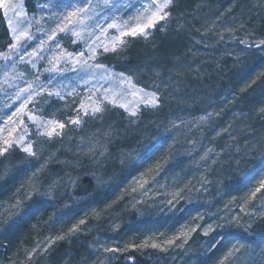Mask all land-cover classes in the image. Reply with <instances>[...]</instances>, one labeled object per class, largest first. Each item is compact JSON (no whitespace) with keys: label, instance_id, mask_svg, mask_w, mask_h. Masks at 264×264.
<instances>
[{"label":"rangeland","instance_id":"374dc122","mask_svg":"<svg viewBox=\"0 0 264 264\" xmlns=\"http://www.w3.org/2000/svg\"><path fill=\"white\" fill-rule=\"evenodd\" d=\"M177 1L178 0H173V6L171 7L172 16L166 30L155 31L147 40L139 36L135 38L125 37L124 39L127 40L128 43L123 52L119 54L110 52L100 56L99 59L111 66L115 73L125 72L131 75V72L126 70L123 66V63L127 60L125 57L130 52L131 46L140 43H157L158 40L162 38L165 31L168 30L173 32L175 30V33L186 35L190 41V45H194V48L189 52V65L193 66L195 63H199V68L202 67L206 69V72L209 66L211 69L219 71L221 69H227L226 67L223 68L222 65L232 60V62H230L232 64L229 67V71H231L234 66L237 70L241 68L244 63L240 61L251 55L248 54V48L244 44H241L239 40L241 38L247 39L250 43L256 40L254 31L255 24L251 18L257 14L259 4L251 1L248 6L245 5L239 9L238 5L240 4H238L235 5L231 11H228V9L225 10L223 8L209 6L208 2L206 3L203 1L200 5L193 6L191 10H185L183 13L177 9ZM42 2H47V0ZM57 2L65 3L68 2V0H57ZM40 3L41 1L24 0L26 15L31 16L35 14L36 17L39 18L41 14V9L39 8ZM235 9L239 12H237L238 14L234 13ZM222 13L223 15H221ZM47 15V10H45V18H47ZM21 19L23 20L24 18L22 17ZM241 22L244 23V28L239 27ZM159 26L158 23L156 28L159 29ZM229 28L233 29V31H227ZM248 30L252 31V35L248 34ZM30 32L37 37L39 36L35 26L30 29ZM62 35L63 34L58 35L57 39H60ZM221 36H223V39H221ZM233 37H235V39ZM9 43L10 30L8 29L7 20L3 17L2 9H0V52L8 51ZM22 43L24 42L22 41ZM62 43L65 47H69V50H78L81 47L79 42L69 45L67 38L64 39ZM36 44V40L27 42L26 51H31L32 48L36 47ZM255 54L264 57V52L260 50L256 51ZM85 55H87V52H85ZM171 57L172 56H170V58ZM16 61V69L18 72L35 74L31 65L19 62V57H16ZM11 63V60L7 62L0 60V81H4V67L2 66L5 64L11 65ZM46 66L45 61H39L37 67L42 72L43 68ZM8 71L10 73L12 71L10 66L8 67ZM197 71V68L192 69V67L188 66L183 70V76H180L177 72H169L167 79H165L166 77L159 78L158 82L162 84L160 87H158V85H160L159 83L155 85L151 81L144 83L145 86L140 83L144 81L138 82L136 78L131 76L138 86L147 87L148 90L155 89L158 91L161 101L158 109H160L164 104L167 103L168 105V100L172 97L173 93L179 95H181L180 93H186V98L190 95H194V90L190 88L192 87L190 83L177 84L175 78L178 77L183 79L188 76L194 80ZM206 72L204 71V76H206ZM48 75V73H43L40 76V80L45 81ZM208 75L211 76L214 74L209 73ZM223 75H227V73L225 72ZM146 77L149 76L146 75ZM75 81L76 74L70 73L66 77L54 79L53 83L63 84V90L67 92L71 89L73 84H75ZM163 83L165 86H163ZM12 85L25 86L22 79H13L11 84L6 81L0 83V116L10 115L20 103L17 101L15 104H12L11 107L7 106L10 103L8 94L14 95L17 91V88ZM167 89H170L173 93L170 95L165 94ZM76 91L80 94L75 97L77 100L80 96L87 94V88L82 82ZM44 95L46 96L47 94L45 93ZM168 95L169 97H167ZM40 99V97L36 98V100ZM72 99V97H66V101L69 104H71ZM137 99V97L127 95L122 99V102L128 103L129 107H135L138 117H132L128 112H125L124 109L120 108H111L105 116L109 117L113 113L117 114V116L123 118L128 125H131L133 131H136V127L141 123L137 121V119H141L144 112L149 114L152 110H155L145 107L143 103L137 106L135 104ZM51 101V103L43 104L42 108L38 110L42 111L49 118L54 117L58 120L65 121V116L71 109L64 107L65 101H60L55 97H52ZM192 101L193 99H186L185 102L182 101L181 104L182 106H189ZM35 105L36 101L34 100L28 105V109L33 108ZM72 106L74 107L75 105ZM22 118L25 124L29 125L30 128V135L25 137V140H28L35 135L34 127L27 120L26 116ZM85 119L87 123L79 128L74 125L66 124L62 135L54 136L50 141L46 137L37 138L38 142L44 144V151L41 159L52 157L47 164V169H44L42 172L38 173L37 176L33 177L32 182H39L40 191L48 189L50 186L49 179L53 177L52 175L55 173L54 167L60 164L58 163L55 165L58 159L55 153L51 154L54 142L63 139L66 135L80 139L79 137L87 128L94 129L99 126L101 122L98 120ZM133 120L136 122L130 123V121ZM10 127L11 124L4 128V132L2 133L3 136L9 135L8 129ZM22 127L23 125L18 126L16 131L11 133L12 139H15L16 136L20 134ZM102 134L103 132L96 134V136H101V140L96 139L97 144L91 143V145H89L91 148L97 147L96 150H94L97 152L96 154L102 152L98 144L107 138L105 134ZM125 135L126 134L123 133L121 136L125 137ZM145 141L146 139H142L135 145L131 142L130 145L132 146V150L127 151L128 153H126L127 155L122 161H127L129 165L134 164L136 159L142 156V153L146 151L148 147ZM118 142L119 138H116L113 143H109L108 147L115 146V143ZM35 147L36 144L34 143L33 148L35 149ZM99 148L101 149L100 152L98 151ZM119 151L120 150H117V153ZM118 154L120 159L121 152ZM104 156L103 154L97 157L101 159ZM239 158L245 160V162L251 161L250 157L246 155ZM98 159H95L92 163L86 164V170H82V168L76 169V173L73 174L74 177H70L71 174L69 175V173H67L65 178L60 179V182L55 185L53 194L56 193L60 198L61 196H67L66 198L69 199L68 201L74 202L75 204L84 201V198L79 199L76 196V192L78 185L85 178L86 174L89 176L91 175L90 178L92 179L94 194L102 192L108 185L109 178L104 176V173L101 172L98 166ZM218 159L223 161L218 164L220 170L222 167H225V162L220 154L218 155ZM28 161L35 162V158L27 157V154L24 153L19 146L9 149V152L5 153L4 156H0V183L7 178L12 168H17L20 164L28 163ZM237 162L238 161L234 162V167L239 166V162ZM214 169V166H212L211 168H203L193 172L192 168L189 172L186 170L187 175H184L185 173L177 175L172 173L169 175L167 172V165L164 160L161 159V161L159 160L157 162L152 171L144 170L132 178L133 185L128 190H125V195L122 198V203H126L123 207V215H125L123 221H115L114 218L116 215H113L114 218L110 216L111 213L113 214L114 207H107L109 205H106V216L102 218L97 212H90V214L92 213L91 215L88 212H84L83 214H78L70 218H61L60 216L53 217L48 223L46 234H44L45 236H43V239H35L28 250L36 248L37 244H39L42 249L49 238L54 239L57 235L67 234L69 229L74 225H79V230L74 234L65 235V238L62 240H55V242L51 244V247H49L46 252H43V254L37 252L31 259H28L25 255L26 250H24L18 257H12L9 260L2 261L0 264H183L184 262V264H194L197 259L202 257L206 260L209 255H212L214 245L211 247L207 246V240L212 234L240 236L246 241H234L227 244L220 254L213 257L214 259H212V262L209 264H219L224 253L233 246L239 248L235 256L236 264H264V228L261 227L262 230L256 229V226L264 219V215L260 214L261 211L264 210V201L261 200V193H264V189L261 190V193L256 194L255 199H248L250 190L259 186V180L264 178V174L260 176V178L252 181L249 186H244L245 188H243V190H239L237 193H226L221 192L220 185L216 184L219 182L218 177H220V174L219 170L216 174H213ZM244 170L245 167L242 170L232 171V173L237 174V181H234V179L230 181L235 183L243 181L245 176L240 173ZM211 177L216 178L213 181L215 189L210 188L212 183ZM97 178H100L102 182H98ZM20 184H22V182H20ZM18 188L17 194L13 193L12 197H14V202L16 199L21 201L20 206L14 208V202H12V205H7L4 211L2 210L4 215H9V212L13 213L9 215V217H12L11 220L13 217H15V219L18 217L23 208L30 203L29 200H32L34 195H40L39 192H32L31 197H27L25 201H23V196L21 194L23 191L22 186ZM30 190L29 187V191ZM213 190H216V194ZM175 193H179V195L176 196L174 195ZM94 194L89 195V197L91 198ZM169 201H171V203H169ZM245 201L247 202L245 203ZM241 206L244 207V212L240 211ZM103 208L105 207L103 206ZM249 209L253 211L251 217L245 214ZM151 214H154L153 220H158L159 216H161V218H167L171 214L174 216L184 214V221L181 225L176 227L170 235H163V233L160 232L152 236L133 235L132 233L130 235L127 234L126 230L130 225L136 224L137 222H144ZM234 215L239 217L238 222L233 219ZM2 217L3 216L0 217L1 220ZM81 219L85 220V223L82 225L79 224ZM225 221L230 222L226 223ZM208 225H211L212 228L207 232V235H205L203 229ZM193 228H195L194 231L192 230ZM184 234H188L186 243H182L184 241ZM39 240L40 242H38ZM146 240L149 244L156 243L162 246L164 251H161L159 247H139V245L143 244ZM168 240H173L174 242L169 244L167 243ZM218 241L220 242L221 240ZM241 245L243 247H240ZM103 246L126 250L117 253H104ZM62 252L66 254L59 262V260H57V254H61ZM98 252L99 255L97 254ZM1 257L3 258L2 255Z\"/></svg>","mask_w":264,"mask_h":264},{"label":"trees","instance_id":"16d2710c","mask_svg":"<svg viewBox=\"0 0 264 264\" xmlns=\"http://www.w3.org/2000/svg\"><path fill=\"white\" fill-rule=\"evenodd\" d=\"M203 1L208 2L209 6L225 10L229 8V5L234 8L235 5L240 4L238 5L240 9L245 5L248 6L251 1L258 3V12L251 20L255 24L256 40L264 39V0H178L177 9L184 13L185 10H191L193 6L200 5ZM234 11L236 14L239 13L236 9ZM173 32L165 31L157 43L133 44L125 57L127 60L123 66L138 82L144 81L140 82L143 85L149 81L156 85L159 83V78L167 79L169 72H177L183 76V70L188 66L192 69L197 68L194 80L188 76L183 79L175 78L177 84L190 83L194 95L186 98V93L174 94L167 89L165 94L173 93L168 100V105L166 103L162 108L152 110L149 114L144 112L141 119H137L141 123L136 127V131H133L131 125H128L123 118L113 113L109 117L105 116L96 128H87L79 137L80 139L66 135L63 139L56 140L51 154L55 153L58 159L55 165L60 164L54 167L53 177H49L50 185H57L67 173L71 174L70 177H74L76 169L86 170V164L98 159L97 156L100 157V154L94 151L97 147L91 148L89 145L95 144L96 139L101 140V136L96 134L103 132L102 135L105 134L107 137L98 144L105 155L98 159V166L104 176L109 178L108 185L99 194H94L91 175L86 174L76 192V196L79 199L84 198V201L75 204L68 201L67 196L60 198L56 193L51 199L48 196L36 194L18 217L16 219L13 217L11 220L12 217L4 215L3 211L7 205H12L14 202L12 195L18 191L19 186L23 189L21 193L23 201L27 198L30 181L33 180L32 165L36 161L32 164L22 163L19 167L12 168L7 178L0 183V217L3 216L2 220L0 219V263L21 255L24 250L31 247L35 239H43L48 223L53 217L70 218L84 212L89 214L97 212L102 218L106 216L105 209L112 206L113 214L111 213L110 216L114 218L113 215H116L115 221H123L125 217L123 207L126 203H122V198L125 190L133 185L132 178L144 170L152 171L161 159L167 165L169 175L172 173L187 175L192 168L195 172L212 166L215 168L213 174H216L220 168L219 162H223L218 159L220 154L226 165L224 164L225 167L219 170V182L216 184L220 185L221 192L226 193H237L264 174V157L259 154V151L251 150L252 145L258 147L261 142H264V112L260 111L264 108V57L255 54L260 49L254 46L248 48V54L251 56L240 61L244 64L238 70L234 66L229 71L231 60L222 65L228 70L215 71L209 66L206 72V69L199 68V63L189 65V52L194 45H190L186 35ZM204 71L207 73L206 76ZM225 72L227 75H223ZM209 73L214 75L209 76ZM252 80H255V83H251ZM160 82L162 83L161 80ZM160 86L162 84L158 85ZM163 86H165L164 83ZM186 99H193V101L189 106H182V101L185 102ZM209 113L211 116L208 115ZM173 121L176 127L172 126ZM120 133L126 134L125 137ZM116 138H119V142L115 143V146L108 147L109 143H113ZM142 139H146L145 144L148 146L142 156L131 165L127 161H122L127 151L132 150L131 142L135 145ZM154 145H159V150L151 153L150 150ZM101 149L99 148L98 151L100 152ZM117 150H120L118 153L121 152L120 159ZM244 155L250 157L251 161L245 162L239 158ZM235 161L239 162L238 167H234ZM244 167L245 170L240 174L244 175L245 179L238 183L231 182L230 180L235 181L237 176L232 171L242 170ZM211 179L210 188L215 189L213 181L216 178L211 177ZM216 190H213L215 194ZM91 194L94 195L90 198ZM40 205L42 207L38 213L26 216L30 209ZM106 205L109 206L106 207ZM153 215L148 216L142 223L130 225L126 230L127 234L152 236L160 232L163 235H170L184 221V214L179 216L171 214L167 218L159 216L158 220H153ZM256 229L262 230L261 224L257 225ZM234 241L246 240L235 235L212 234L207 240L208 247L214 245L212 255H209L207 261L201 257L194 264H205V261L209 264L213 257L220 254L224 246ZM65 254V252L57 254V260L60 262Z\"/></svg>","mask_w":264,"mask_h":264},{"label":"snow or ice","instance_id":"6c2138e0","mask_svg":"<svg viewBox=\"0 0 264 264\" xmlns=\"http://www.w3.org/2000/svg\"><path fill=\"white\" fill-rule=\"evenodd\" d=\"M172 6L173 0H68L65 3H59L57 0H47V2L39 4L41 14L37 18L35 14L26 15L24 0H0V9H2L3 17L7 20L8 29L10 30L8 51L0 52V60L12 61L11 65L5 64L2 66L4 67V81H0V83L6 81L11 84L13 79H22L25 85L23 87L12 85L17 88V91L14 95L8 94L10 103L7 106L11 107L17 101L20 103L10 115L0 116V125H2L0 126V156H4L5 153L9 152V149L19 146L27 154V157L35 158L36 163L32 165L34 171L31 173L35 177L46 168L52 158L41 159L44 144L38 142V137H46L50 141L54 136L62 135L66 124L74 125L77 128L83 126L87 123L85 118L102 121L111 108L124 109L132 117H138L135 107H129L128 103L122 102V99L127 95L138 98L135 101L137 106L143 103L145 107L158 109L161 101L157 90H148L145 87L138 86L133 77L125 72L115 73L113 68L100 60L99 57L110 52L114 54L123 52L128 43L124 39L125 37L135 38L139 36L147 40L155 31L166 30L172 16ZM231 8L232 5H229L228 11H231ZM45 10L48 13L47 18L44 16ZM158 23L160 25L159 29L156 28ZM33 26L36 27V31L39 33L38 37L30 32ZM239 27L244 28V23L241 22ZM227 31L232 32L233 29L229 28ZM60 34L63 35L60 36V39H57ZM248 34L252 35V31L248 30ZM66 38L69 45L79 42L81 47L78 50H69V47H65L62 43ZM233 38L235 39V37ZM221 39H223V36H221ZM33 40L37 41L36 47L32 48L31 51H26L27 42ZM239 42L247 48L254 46L264 52V39L250 43L249 40L241 38ZM85 52H87V55H85ZM16 57H19V62L31 65L35 74L18 72ZM39 61H45L47 65L42 72L37 67ZM9 66L12 69L11 73L8 71ZM43 73L49 74L45 81L40 80ZM70 73L76 74V81L67 92L63 90V84L53 83L54 79L66 77ZM81 82L87 88V94L80 96L77 100L75 97L80 94L76 89ZM251 83H255V80H252ZM37 97L41 99L36 100ZM52 97L65 101L64 107L71 109L66 114L65 121L54 117L49 118L38 110L42 108L43 104L51 103ZM66 97L73 98L71 104L66 101ZM34 100L36 105L28 109V105ZM260 111L264 112V108H261ZM208 115L211 116V113ZM25 116L34 127L35 132V135L28 140H25V137L30 135V128L22 118ZM135 122L134 120L130 121V123ZM9 124H11L8 129L9 135L3 136L4 128ZM20 125H23L20 134L12 139L11 133L15 132ZM172 126L176 127L175 121L172 122ZM34 143L36 144L35 149L33 148ZM158 150L159 145H154L150 152L154 153ZM251 150L253 152L259 151V154L264 157V142H261L258 147L252 145ZM209 152H211V149H209ZM100 155H103V152ZM28 163L32 164L31 161H28ZM213 163H215V160H213ZM97 180L102 182L100 178H97ZM54 187L55 184L50 185L45 191H40L39 182L33 183L30 181L31 190L26 195L30 198L32 192H39L40 195L48 196L51 199ZM262 189H264V178L259 180V186L250 190L248 199H255L256 194L261 193ZM174 195L178 196L179 193ZM261 200L264 201V193H261ZM20 204L21 201L16 199L13 207L18 208ZM41 207L42 205L34 206L26 216L35 215L41 210ZM240 211H245L243 206H241ZM11 214L13 213L9 212V215ZM245 214L251 217L253 214L252 209H249ZM260 214L264 215V210ZM233 219L239 221L238 216L234 215ZM84 223V219L79 221L81 225ZM211 228L212 226L208 225L203 229L204 234L207 235ZM78 230L79 225H74L67 234L57 235L54 239L49 238L42 249L37 244L36 248L26 250L25 255L28 259H31L37 252L43 254L55 240H62L65 235L74 234ZM192 230L194 231L195 228ZM187 239L188 234H184L182 243H186ZM173 242V240L167 241L169 244ZM139 247H159L161 251H164L162 246L156 243L149 244L147 240ZM124 250L126 249L103 246L104 253H117ZM238 251L239 248L236 246L228 249L219 264H236L235 256ZM97 254L99 255V252Z\"/></svg>","mask_w":264,"mask_h":264},{"label":"bare ground","instance_id":"6f19581e","mask_svg":"<svg viewBox=\"0 0 264 264\" xmlns=\"http://www.w3.org/2000/svg\"><path fill=\"white\" fill-rule=\"evenodd\" d=\"M260 224H261V227L264 228V219L260 222ZM260 224H259V225H260ZM259 225H258V226H259Z\"/></svg>","mask_w":264,"mask_h":264},{"label":"water","instance_id":"95a60500","mask_svg":"<svg viewBox=\"0 0 264 264\" xmlns=\"http://www.w3.org/2000/svg\"><path fill=\"white\" fill-rule=\"evenodd\" d=\"M38 1H44V0H38Z\"/></svg>","mask_w":264,"mask_h":264}]
</instances>
